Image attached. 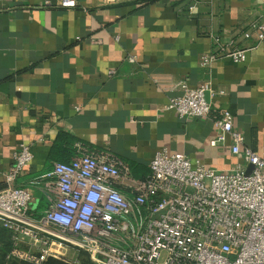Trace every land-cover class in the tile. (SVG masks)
Wrapping results in <instances>:
<instances>
[{"label":"crops","instance_id":"0c3cea01","mask_svg":"<svg viewBox=\"0 0 264 264\" xmlns=\"http://www.w3.org/2000/svg\"><path fill=\"white\" fill-rule=\"evenodd\" d=\"M46 1L0 4V190L22 144L35 157L14 185L33 189L37 211L49 201L33 179L77 160L82 146L113 154L138 178L164 149L208 168L246 166L231 137L210 143L225 111L244 147L264 150V41L253 29L264 24V0H78L71 9ZM223 47L246 59L203 64ZM182 82L211 85L210 116L169 108ZM63 248L53 257L98 264Z\"/></svg>","mask_w":264,"mask_h":264},{"label":"built area","instance_id":"2783aa9c","mask_svg":"<svg viewBox=\"0 0 264 264\" xmlns=\"http://www.w3.org/2000/svg\"><path fill=\"white\" fill-rule=\"evenodd\" d=\"M57 3L78 6V0ZM253 29L264 41V24ZM220 56L240 62L246 50L223 47L204 56L203 64ZM180 86L184 93L169 108L181 118L210 116L211 85ZM217 125L211 145L231 137L233 153L242 155L246 166L208 168L185 153L164 149L156 153L149 173L138 178L113 154L82 146L77 160L58 162L33 179L49 201L42 211L33 207L32 188L14 185L35 157L31 146L22 144L6 173L8 186L0 190V227L9 229L15 242L9 256L42 264L58 256L52 248L58 244L83 250L98 264H264V150L244 147L245 136L234 128L230 111Z\"/></svg>","mask_w":264,"mask_h":264},{"label":"trees","instance_id":"16d2710c","mask_svg":"<svg viewBox=\"0 0 264 264\" xmlns=\"http://www.w3.org/2000/svg\"><path fill=\"white\" fill-rule=\"evenodd\" d=\"M0 244H1L0 250L2 251V255H0V264H34L28 261L20 260L9 256L11 250L15 246V242L13 240L12 232L5 227H0ZM42 264H68V263L51 256L47 258V260H45Z\"/></svg>","mask_w":264,"mask_h":264},{"label":"bare ground","instance_id":"6f19581e","mask_svg":"<svg viewBox=\"0 0 264 264\" xmlns=\"http://www.w3.org/2000/svg\"><path fill=\"white\" fill-rule=\"evenodd\" d=\"M55 246H57V247H55ZM54 249L57 250V251H62V250H64V248H63L62 246L58 245V244H55V245H54Z\"/></svg>","mask_w":264,"mask_h":264},{"label":"water","instance_id":"95a60500","mask_svg":"<svg viewBox=\"0 0 264 264\" xmlns=\"http://www.w3.org/2000/svg\"><path fill=\"white\" fill-rule=\"evenodd\" d=\"M253 168H254V166L253 165H250L248 167L247 173L250 174L253 171Z\"/></svg>","mask_w":264,"mask_h":264}]
</instances>
